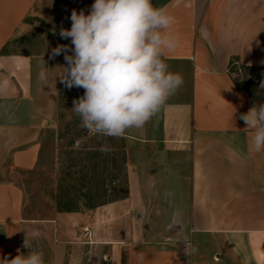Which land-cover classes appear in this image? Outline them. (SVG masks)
<instances>
[{"label": "crops", "instance_id": "obj_1", "mask_svg": "<svg viewBox=\"0 0 264 264\" xmlns=\"http://www.w3.org/2000/svg\"><path fill=\"white\" fill-rule=\"evenodd\" d=\"M152 4L173 17L180 41L166 63L183 85L123 136L126 193L28 217L19 175L38 163L62 70L50 51L8 48L51 21L55 0H0V264L28 251L44 264H264V151L249 150L239 117L254 102L237 79V65L264 67V0Z\"/></svg>", "mask_w": 264, "mask_h": 264}, {"label": "clouds", "instance_id": "obj_2", "mask_svg": "<svg viewBox=\"0 0 264 264\" xmlns=\"http://www.w3.org/2000/svg\"><path fill=\"white\" fill-rule=\"evenodd\" d=\"M70 19L71 28H61L59 35L70 39L71 47L58 45L50 58L63 53L61 83L84 89L71 110L90 134L122 138L127 130L142 128L182 87V76L166 63L180 41L169 31L173 17L167 9L154 7L152 0H94L87 14L73 10ZM239 118L254 133L249 150L264 151V104ZM23 247H31L27 235ZM3 262L44 264V259L43 253L28 251Z\"/></svg>", "mask_w": 264, "mask_h": 264}, {"label": "rangeland", "instance_id": "obj_3", "mask_svg": "<svg viewBox=\"0 0 264 264\" xmlns=\"http://www.w3.org/2000/svg\"><path fill=\"white\" fill-rule=\"evenodd\" d=\"M85 5L86 0H55L51 21L37 20L36 29L16 36L8 50L51 53L58 45L71 47V40L62 39L59 32L61 28H71L72 11L79 12ZM59 58L57 66L63 71L64 54ZM237 69L238 84L250 91L257 107L264 104V69L242 65H237ZM83 94V88H66L59 75L52 82V107L46 111L49 123L41 136L38 163L33 170L19 175L28 217L51 216L71 201L107 202L126 193L123 137L90 134L81 127L79 117L71 109L73 101ZM105 145L110 149L106 154L99 151Z\"/></svg>", "mask_w": 264, "mask_h": 264}, {"label": "trees", "instance_id": "obj_4", "mask_svg": "<svg viewBox=\"0 0 264 264\" xmlns=\"http://www.w3.org/2000/svg\"><path fill=\"white\" fill-rule=\"evenodd\" d=\"M249 69H264V67H260V66H247ZM246 89V88H245ZM249 93L250 91L248 89H246ZM251 94V93H250ZM251 97L253 98L252 94H251ZM253 102H254V99H253ZM255 104V103H254ZM256 105V104H255ZM84 195L85 197L89 196L88 194H82ZM104 202H96V203H92L90 200H86L85 202H83L82 204H79L75 201H71L67 204H65V206L62 208V210H66V211H73V210H80L82 206L86 207V208H89V209H92L100 204H102Z\"/></svg>", "mask_w": 264, "mask_h": 264}, {"label": "built area", "instance_id": "obj_5", "mask_svg": "<svg viewBox=\"0 0 264 264\" xmlns=\"http://www.w3.org/2000/svg\"><path fill=\"white\" fill-rule=\"evenodd\" d=\"M88 233H89V228L88 226H85L82 228L81 231H79V236H87Z\"/></svg>", "mask_w": 264, "mask_h": 264}]
</instances>
